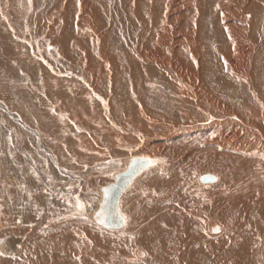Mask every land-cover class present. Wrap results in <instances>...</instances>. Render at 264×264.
I'll return each instance as SVG.
<instances>
[{
    "label": "bare ground",
    "instance_id": "6f19581e",
    "mask_svg": "<svg viewBox=\"0 0 264 264\" xmlns=\"http://www.w3.org/2000/svg\"><path fill=\"white\" fill-rule=\"evenodd\" d=\"M133 1L135 0H128L129 3ZM242 2H244V5L245 3L247 4V10L252 11L253 14H251L249 20L245 18L240 20V24H238L239 26L226 23L228 22L227 20L231 19V16L234 15L233 17L236 18L235 13L237 11H234L236 9H231L232 6L227 9H216V13H214V15L216 14V24H212L211 22L210 28L214 31L217 28L216 31L218 33L214 35L215 40L224 41L222 42L223 45L220 46L221 49L215 50L214 53L216 54L213 56L210 54L211 58H218L217 62L213 63L212 60L210 62L211 65L213 63V66H215L214 71L209 67L210 57H204L199 50V48L203 50L201 43L203 42L205 27L206 25L209 27V24L203 25L205 21L203 19L205 13L201 9L202 5L200 3H197V5L195 4L196 6L193 5L194 7L189 5L187 8L189 10L186 13H183V11L177 8V17L173 18V15H171L169 11L171 9L166 10L165 7H163V3L159 0L158 3L151 6V11L158 16L159 13L157 12L158 10H156L157 7L164 12L162 14L163 16H159L161 17L159 21L156 20L157 17L148 18V14L143 13L142 15H137L133 8L128 7L127 15H131L133 18L144 21V23L142 22L144 24V26L142 25L143 28L141 26V31L139 30L142 33V40L140 41L141 45H139L137 55H132L133 52H130V49L128 48L125 59L120 58V60H117L115 57H113V59H108L111 55L105 52L108 49V46L106 49L104 45L105 39L102 40L103 43L97 45V47L101 49L100 53L95 50L93 43L96 31L93 33V36L91 33L81 30V24L77 23V12L73 9L74 13L71 14L72 16L70 15V17H67L65 14H68L69 8L67 9L62 6L61 11L64 13V16L59 15L55 19L56 26L60 23L63 17L75 21L73 25H77V31L75 33L77 42L72 41L70 50H68L69 48L64 50L63 46L60 47L53 42L55 46H57L56 48L60 49L56 54L57 56L58 54L60 56L56 57L55 55L50 60L57 65H61V61H67L66 64L68 65H72L71 62H74L76 66L75 68L77 70L81 69V72L78 73L82 75V80L77 78L66 80L61 79L60 76H58L59 79L56 77L57 74H53L51 69H43L44 73H42V78L46 81L42 80V85L53 86V90L47 94L48 97H52V105H50L51 107L49 110L46 109V111L43 112L44 115L40 113L39 117V113L36 115V113H34L36 111H34L33 113H30V115H33L35 120H32V118H28L27 120L36 124L35 126L37 127V130L43 134L44 139L52 138L53 141L50 142L52 149L44 145V143H39L43 150L35 153V159L37 163H39L41 157H43L46 158V161L49 163L52 161L53 157L55 159L56 156L64 153L57 152L55 148L66 149L65 154L70 151L72 155H77L74 150H70L69 146L66 147V145L63 144L64 142H60L59 140H62L63 137L66 139L67 136L68 138L72 137L76 139L78 135L76 130L81 133L79 138H85V135H88L86 130L88 121L84 120V116L89 110H81L79 107H84L85 103H88L89 97H94L92 95L93 89L104 91L106 94L105 101L108 100L110 102L111 108L107 113L108 109H106L104 104L101 105L100 102L97 115H99L98 118H101L100 120L105 123L108 130L111 128L113 129V131L111 130L109 138L115 139L116 143L119 141V149L123 151L127 149L128 145L129 147L131 146L129 142L142 146L143 148L136 153L131 154L130 152L123 155L119 151H114L120 160L117 164L113 163V167L117 168L113 173V180L107 184H101L99 186V202L96 204V209L90 211L89 215L94 218V221L96 220L95 222L98 226L99 223L97 222L96 216L104 204L106 193L104 186L115 182L116 174L125 171L127 172L137 160H141V157L148 159L150 161L149 166L131 178L128 186L124 189L118 200L119 211L116 218L122 220L121 225L110 227L99 224V226L102 225L103 228L117 230V234L114 235V238L117 240L118 244L125 245L126 247L130 245L137 246L135 247L136 251L133 253H136L141 258V264H143V261H146L145 264H227L226 260L228 259L232 260L234 264H264V250H262L264 248V75L261 69L259 70L257 67V63L259 62L258 55H260L261 47L259 46L260 49L258 51L255 48L258 40L260 42L261 37H263V34H261L263 31V21H261L262 18L257 12V1L242 0L240 1V4ZM169 6L170 4L166 5V7ZM178 20L182 21V25H176L178 24ZM169 25L171 26L170 28L168 27ZM59 26L60 25L57 27ZM176 27L179 32H181H178V37L183 38L182 41L179 38L181 42H179L176 32H173V30H176ZM213 27L215 28L213 29ZM46 28L47 26L43 27L44 31ZM60 28L56 29V27H51L49 32L57 33V36L55 37L60 39L61 36H58L60 34L58 33ZM182 29L183 33L181 31ZM236 30H239V33ZM161 31H163V34ZM180 34H182V36H180ZM227 38L229 40L228 43V40L225 41ZM247 41H249V45L246 44ZM87 42L89 43L87 44ZM187 42L190 47L187 46ZM46 45L50 44H44L42 46L45 47ZM82 45H87L85 48H90L89 45L92 47L88 50L89 54L86 53V50ZM82 48L84 51H82ZM148 48L153 49L154 51H149ZM236 48H238L239 51ZM15 52L16 51H14V53ZM245 52L253 57V63L251 67H249L250 71L234 73L232 71L234 66L232 67L230 65L231 61L229 58H243L242 56ZM47 53L50 52L47 51ZM27 56H29V54ZM31 59H33V56ZM23 62H25V60H23ZM38 62V65L40 64V66H42L43 62L41 60H38ZM128 64H130L131 67ZM172 64L194 68L196 71L195 75L191 74L190 79L183 78L184 83L178 81V83H181L180 87L189 90L194 87V95L203 90L202 87L205 86L204 81L206 77H208V74L215 72L217 73L215 74V77L218 76V78H221L222 82L230 85L234 83L239 87L242 86V92L246 98L245 103H242L240 106H230L225 112L218 111V109L214 107V109H211L210 111L203 108L201 103L197 102L198 97L196 95L194 97L197 98H194V100H191L190 98L186 101L188 106H194L195 112L192 113V115L189 114L190 117L183 111H179L178 113L158 112L157 109L149 108L145 102L129 100V98L126 99V106L119 107L120 105H117L119 103L117 102V99H119L117 92L121 88V82H119L121 79L126 83L127 91H132L130 93L132 95H137L138 92H142L143 96H146L152 86L147 85V81L152 80V78H150V72L159 73L160 81H167L168 84L174 86L175 84L172 80H176V78H174L175 74L164 70L165 67L168 68ZM29 68V71L34 69L33 64H30ZM175 69L177 68L175 67ZM180 72L182 73V71ZM62 83H65L66 86H63ZM64 87H66V89H64ZM145 88L148 90L146 91ZM64 92L73 97L72 100L69 99L72 102L71 106L73 105L70 109L67 104H64V101L61 102L59 100ZM41 93L42 92L38 94L41 95ZM3 96L4 92L0 88V98H3ZM47 96L46 99L47 102H49ZM178 96L180 97V95ZM43 101L44 99L41 102ZM76 103L77 106L75 105ZM79 103H81L82 106ZM40 106L41 105H39V107ZM174 106L176 107V105ZM37 112L39 111L37 110ZM71 113L72 116H70ZM103 113L105 115L104 117H101ZM223 114H227L228 116L226 121L219 118L223 116ZM213 116H218L219 119L207 123V121ZM173 118L179 119V122H182L184 126H182L181 123L179 124L178 120L177 122H172ZM122 121H130V127L126 131L127 135L132 134V136H134V139H131V141L126 140L127 137L125 138V136L120 135L119 133L122 131L121 124H125ZM135 124L141 127L140 131L142 132L138 131L132 133L135 131H133L131 127ZM88 125L89 128H95V126H91L90 123ZM24 126L28 129L30 128L28 124H25ZM103 128H105L104 125ZM30 129H32V127ZM171 129H175V131H170ZM103 132H105V130ZM161 132L167 133L166 135H160L159 133ZM180 136L182 139L180 138L181 140H178V137ZM183 140L186 142L188 141L189 144L187 145L189 146H195L196 143L202 141L203 143L200 145L202 149L198 148L195 152V157H191V159L187 160L188 156L185 157L179 153L187 154L189 151L183 153V150H185V148L181 146ZM16 142H18V140H16ZM34 142L37 144V141H32V143ZM164 142H169V144H164ZM82 144L84 143H81L80 145L78 144L79 148ZM123 144L125 150L122 148ZM24 145H22V147ZM29 146L32 148L33 145L29 144ZM180 146L182 148H180ZM196 146H199V143L196 144ZM168 147L171 149H166ZM10 149L13 151L12 146ZM169 152H171V160L169 164H158V161L164 158V155ZM192 154H194V152ZM16 156L14 155L12 159ZM56 161H58V159ZM15 163H17V161L14 162V164ZM70 163H72V160H70ZM18 164L20 165V162H18ZM49 164L51 165L50 168H46L47 165L45 167V169H47L45 171L47 178L49 175L51 179L52 175L55 179L63 177L57 171L53 170L54 167L52 168V166L54 165V162H50ZM39 166L41 168V165ZM58 167L62 169L61 172H65L61 164H58ZM78 172L81 173L84 172V170H81L80 168ZM142 174L143 176L139 178L140 180L143 179L142 182L144 181V178L158 174V178H161L165 183H168L172 189L164 188L159 180H152L153 182L151 183L140 184L139 182L137 183L138 179L135 183V180ZM47 178L45 180H47ZM152 178L154 179L155 177ZM52 183L53 182L50 181L47 185L53 187ZM29 184V182L27 185L24 184V188L28 189L27 187H30ZM141 185H145L144 188H146L148 194L152 197L151 200L156 202V207L160 210V219L150 216L149 210L145 211L142 205H134L139 207L140 210L138 211L133 210V208H130L128 211V204L131 202L129 200L135 198L136 194L141 189ZM253 190L258 192L256 194L257 200L255 195H252ZM200 193L205 195L204 197L206 200L208 199V201L198 200L197 196ZM2 197L8 199V211L6 213L10 216L6 217L2 213L0 216L3 215L6 220L10 219L9 221L12 222H16L20 218L23 219L21 216L22 210L20 208H18L16 212L14 211V213L10 209V191L8 190L7 195L4 194ZM66 200H71V198L69 199V197H66L65 201ZM64 203V201L59 200L58 204L63 205ZM27 211H29V208ZM32 218L36 219V216L30 218L29 216H26V218H24V224ZM3 219L1 220L0 218V227L2 229L0 235L7 226V223L4 222ZM59 227L58 234L56 233L58 225H54L51 227V232L49 234L42 236L48 243H46L45 240H42V237L40 239V235V240L36 242L35 240H32L33 242L27 246H24V244L21 243L22 238H19L18 236L11 237L10 239H6L5 237L2 238L0 264H6L10 260L1 257L3 256L2 251L17 254L19 259H16V261L18 260L21 264H37V262L45 259L47 255L49 259H52L51 261H54L55 258H60L61 260L66 254V244H69L68 246H70L72 241L70 239L64 240L62 228L60 225ZM12 228L16 229L15 223L12 225ZM69 228L70 226L63 227V232L68 231ZM89 230L95 234L101 231L99 229L91 228ZM99 235L106 236L104 232H99ZM235 244L238 245L237 248H240L239 253H241L238 254L237 257L233 256L235 254V249H233ZM243 245H245L247 249L246 247H240ZM217 246L223 248L224 251H216L215 248H217ZM248 249L251 253H247ZM47 250L48 252L46 254L40 255ZM229 250L231 251L228 252ZM243 252H245L248 257L258 255L257 260L254 258L244 260L245 257H243ZM92 253V251H88L84 252L83 255H79L78 250L74 249L71 261H76L79 264L80 262L90 260L89 256H91ZM103 253L104 252L94 253V255L101 260V264H104V259L99 256ZM251 259H253V261H250Z\"/></svg>",
    "mask_w": 264,
    "mask_h": 264
},
{
    "label": "rangeland",
    "instance_id": "374dc122",
    "mask_svg": "<svg viewBox=\"0 0 264 264\" xmlns=\"http://www.w3.org/2000/svg\"><path fill=\"white\" fill-rule=\"evenodd\" d=\"M240 1L242 0H192V1L191 0H184V1L160 0V2L163 3V7H165L166 10L171 9L169 11L170 14L173 15V18L177 17L176 16L177 8L183 11V13H186L189 10L187 9L189 5L191 7L196 6L197 3H200L202 5L201 9L205 13L203 18L205 21L203 25L209 24V27H207V25L205 27L207 33L204 30L203 42L201 43L200 41V43L203 46V50L201 48H199V50L204 57L205 56L210 57L209 67L210 69H212V71L215 70L214 68L215 66H213V63L217 62L218 58L216 57L217 59H214L211 58V56L216 54L214 53L216 49L219 50L221 49L220 46H222L223 45L222 42H224L221 40H215L214 35L218 33L216 31L217 28L215 31L211 30L212 28H210L211 22L212 24L213 23L216 24L215 23L216 14L214 15V13H216V9H220V8L227 9L230 6H232L231 9H236L234 11H237L235 13V16L238 21L236 20L235 17H233L234 15L233 16L230 15L231 19L227 20L229 23L228 22L226 23L235 24L236 26H239L238 24H240L239 22L240 20H243L244 18L249 20L251 18V14H253L252 11L247 10V4L245 3L244 5V2L240 4ZM254 1L255 2L257 1L256 2L258 5L257 12L262 18L261 21H263V31L261 33L263 34V37H261L260 42L258 40L256 45L255 44L254 45L256 46L255 48L257 51L261 47L259 53L260 55H258L259 57L258 63L260 64L257 63L258 65L257 67L259 70L261 69L264 75V67H263L264 66V60H263L264 59V50H263L264 49V0H254ZM158 2L159 0H147V1L135 0L131 3H129L128 0H0V88L4 92L3 98H0V214L2 213L6 217L10 216L6 213L8 211L7 210L8 199L2 197V195L4 194L7 195V192L9 190L11 196L10 199L11 201L9 204L10 209L14 213V211L16 212L17 209L20 208L22 210L21 216L23 217V219L20 218L18 221L12 222L9 221L10 219L6 220L3 215L0 216L1 220L4 218L3 221L7 223V226L4 228V231L0 235V249L2 248L1 239L4 237L6 239L8 238L10 239L11 237L18 236L19 238H22L21 243H23L24 246H27L33 242L32 240H35L36 242L40 240L42 236L49 234L51 232V227H53L54 225H58V228L56 230V233L58 234L60 228L59 225H60L62 228V234L64 240L70 239L72 241L70 246H68L69 244H66L65 256L61 260L60 258H55L54 261H51L52 259H49L47 255L45 259H42L41 261L37 262V264H78V262L76 261L75 262L71 261V258L73 257L74 249L78 250L79 255H83L84 252H88V251L93 252L92 255L89 256L90 260L80 262L79 264H101V260L94 255V253L96 252H104L103 254H101V256H99L104 259V264H141L142 263L141 258L136 253H133L134 251H136L135 247L137 246L130 245L126 247L125 245L118 244L117 240L114 238V235L117 234V230L103 228L104 224H102L103 226L100 225L102 226L100 227L99 224H101V220L99 218H97V222L99 223V224L97 223L98 224L97 226L95 222L96 220L94 221V218H92V216L89 215L90 211L92 210L94 211L96 209V204H98L99 202V188H100L99 186L101 184L102 185L107 184L113 180L114 177L113 173L115 169H117L113 167V165L117 164V162L120 160V158L117 157L114 151H119L123 155L125 153H130V152L131 154L136 153L137 151L142 150L143 148L142 146H138L134 143L129 142L131 141V139H134V136H132V134L127 135V131H126L130 127V121H122L125 124H121L122 131L119 130L120 135L125 136V138L127 137L126 140H129L127 142H129V144L131 145L130 147L129 145L128 147L126 146L127 149L125 150L123 144L122 148H124L125 150L123 151L119 149L120 144L118 140H117L118 143H116L115 139L109 138V136L111 135V130L113 131V129L111 128L110 130H108V128H106L105 126V123L102 122V120H100L101 118H98L99 115H97L98 112L97 110L100 102L101 105L104 104L106 109H108L107 113L111 108V104L108 100L105 101L106 94L104 91H100V90L98 91L96 89H93L92 95L94 97L91 98L89 97L88 103L87 104L85 103L84 107H79V108L81 110L82 109L89 110L87 111V113H85L84 120L88 121V124L90 123L91 126H95V128L93 129L89 128L88 127L89 125L87 124L86 130L88 135H85V138L83 137L79 138V135H81V133L76 130L78 134L76 139L72 137L68 138L67 136L66 139H64L63 137L62 140H59L60 142H64L63 144L66 145V147L69 146L70 150H74L77 153V155H72L70 151L65 154L66 149L55 148L57 152L60 153L64 152V153L59 154V156H56L55 159L56 160L58 159V161H56L53 157L52 161L50 162H54V165L52 166V168L54 167L53 170L57 171L63 177H59L55 179L52 175V179H51L50 175L47 178L45 173V171L47 170L45 169L46 165H47L46 168H50L51 166L49 164L50 162L48 163V161H46V158L41 157V161L37 163L35 159V153H38V151L40 152V150H43V148L39 143H44V145L52 149V145L50 142H52L53 139L52 138L44 139L43 134L37 130V127L35 126L36 124L27 119L32 118V120H35V117L33 115H30V113H33L34 111H36L34 112L36 113V115L39 113L38 114L39 117H40V113L44 115L43 112H45L46 109L49 110V108L51 107L50 105H52L51 104L52 97L51 96L48 97L47 94L50 93L51 90H53V86L51 85L46 86L45 84L42 85V82L46 81L42 78L43 75L42 73H44L43 71L46 70V68H48V70L51 69L53 71V74L56 73L57 78H59L58 76H60L61 79H66V80L67 79L72 80L73 78L82 80L81 79L82 75L78 73L81 72V69L77 70L75 68L76 66L74 62L70 61L73 66L66 64L67 61L64 62L61 61L62 62L60 63L61 65H57L56 63H53V61L50 60L53 56L57 54V51H60L59 48H56L57 46H55L54 43H56V45L60 47L63 46L64 50L68 48H69L68 50H70L72 46L71 45L72 41L77 42V39L75 38L77 25H73V23L75 22L74 20L72 21V19L70 18L63 17L60 23L58 24L60 26L59 27H57L58 25L56 26L55 19L57 18V16L59 15L64 16V13L61 11L62 6L67 9L69 8L68 14L67 15L65 14V16L67 17H70V15L74 13V11L77 12L76 14L78 16L77 23L81 24L80 25L81 30L87 33H91L92 35L96 31V35L95 36L93 35L94 43H95V44L93 43V45L95 47V50H97V52L100 53L101 51V49L97 47V45L103 43L102 40L105 39L104 40L105 48L108 46L107 47L108 49L106 48L107 50L105 52L111 55L110 58L108 57V59H113V57H115L117 60H120V58L125 59L126 51L128 48L130 49V52H133L132 55L134 54L137 55V50L139 48V45H141L140 41L142 40L141 39L142 33L140 32L141 31L140 28L142 25L144 26L143 24L144 21L133 18V16L131 15H127L128 7L133 8L134 12L137 15H142L143 13L148 14L149 15L148 18L157 17L156 20L159 21L161 19V17L159 16H163L162 14L164 12H162L159 9V7L156 8V10H158L157 12L159 13V16L155 14L153 11H151V6ZM168 4H170V6L166 7V5ZM177 23H178L176 24L177 26L182 25L181 20H178ZM44 26H47L45 31L43 29ZM51 27H56V29L61 27L59 29V32L57 31L58 33H60L58 35L61 36L60 39L59 38L57 39V37H55L57 36V33L49 32ZM168 27L170 28L171 26L169 25ZM214 28L215 27H213V29ZM163 31H161L162 34ZM181 31L183 33V29ZM236 31H238L239 33V30ZM173 32H176V36L179 42H181L183 38L178 37L179 33L181 32H179L177 27L176 30H173ZM180 36H182V34H180ZM179 38L181 39V41ZM45 39L47 42L45 41ZM227 40L228 38L225 41ZM228 42L229 40L227 41V43ZM88 43L89 42H87V44ZM44 44H50V45H46L45 47H43L42 45ZM186 44L188 47H190L188 45L189 44L188 42ZM246 44L249 45V41H247ZM82 46L83 48H85L87 45L85 46L82 45ZM89 47L90 48H85L87 54H89L88 50L92 48L90 45ZM83 48L82 51H84ZM236 49L239 51L238 48ZM46 50L49 51L51 55L50 53H47ZM148 50L154 51L153 49H149V48ZM14 51L16 52L14 53ZM28 54L29 56H27ZM32 56L33 59H31ZM58 56L60 55L58 54ZM58 56L56 55V57ZM242 57L243 58H239V59L233 57L229 58L231 61L230 65L232 67L234 66L232 68V71L234 73H239L242 71H250L249 67H251L253 63L252 62L253 57L249 56L247 52H245ZM37 59L43 62L42 66H40V64L38 65L39 62ZM65 59H69V58H65ZM23 60H25V62H23ZM31 60L33 63L31 62ZM211 60L213 62L212 65L210 63ZM30 64H33V68H34L30 70L31 72L29 71ZM128 65L131 67L130 64ZM172 65L168 68L165 67L166 69L164 68V70L169 71L172 74H175L174 78H176V80H172L170 78L175 85L171 86V84H168L167 81L165 82L163 80L160 81L159 73L150 72V76H151L150 78H152V80L147 81V85L149 86L152 85V86L147 93L148 95L146 94V96H143L142 92H138L137 95L130 94L132 91H127L128 89L126 83H124L123 79H121L119 81L121 82V88L117 92V94L119 95L118 96L119 99H117V102L119 103L117 105H120L119 107L126 106L125 104L126 99L129 98V100H137V101L145 102L147 103L149 108L157 109L158 112L178 113L179 111H183L186 113V115L190 117V115H192V113L195 112L194 106H188L186 102L190 98L191 100L192 99L194 100V98L198 97L197 102L201 103L203 108L210 111L211 109L216 108L218 109V111L225 112V110L229 109L230 106L231 107L235 105L240 106L242 105V103H245L246 98L242 92L243 90L242 86L239 87L237 84L234 83L231 84L232 85L231 86L230 84L222 82L221 78H218V76L215 77V74H217L215 72L208 74V77H206L204 81L205 86L202 87L203 90H201V92L194 95V91H193L194 87L191 88L192 90L191 89L189 90L187 88L180 87L181 83H178V81L183 82L184 80L183 78L190 79L191 74L195 75L196 71L194 70V68L191 67L188 68L182 65L180 66L175 64L173 66ZM175 67L177 69H175ZM180 71H182L183 74ZM259 83L261 84L260 81ZM62 84L63 86H66L65 83ZM64 89H66V87H64ZM145 90L147 91L148 89L145 88ZM40 92H42L41 95L38 94ZM178 95H180V97ZM196 95L197 97H194ZM46 96L48 97L49 102H47ZM128 96H131L132 98ZM72 98L73 97L67 95V93L64 92L59 98V100L61 102L64 101L65 102L64 104H67L69 106L67 107L70 109L71 107H73V105L71 106L72 102L70 101L72 100ZM43 99L44 101L41 102ZM178 99L180 102L178 101ZM81 102L84 103L83 101ZM79 104L81 105V103ZM39 105H41L42 107L40 106L41 107L40 108ZM75 105L77 106V103ZM174 105H176V107ZM25 108L28 109L29 111L26 110ZM37 110L39 112H37ZM104 115L105 114L103 113L101 117H104ZM70 116H72V113ZM219 118L221 120L226 121L228 116L227 114H223V116ZM219 118L218 116H213L207 121V123L218 120ZM177 120L179 124L181 123V125L184 126L183 123L179 122V119L177 118H173L172 122H177ZM24 123L26 125L28 124L30 128L32 127V129L30 128L28 129L27 127H25ZM103 125L105 128H103ZM140 128L141 127L135 124L134 126L131 127V129L135 131L132 133H136L140 131ZM104 130L105 132H103ZM170 131H175V129L173 130L171 129ZM166 133L161 132L159 134L166 135ZM178 138H179L178 140L182 139L181 136ZM16 140H18V142H16ZM32 141H37V144L35 142H34L35 144L32 143ZM185 142H186L185 140L181 142L182 143L181 146L185 148V150H183V153L187 152L188 150L189 151L187 152V154L186 153L182 154L181 152L179 153L185 157L188 156L187 160H189L191 159V157H195V152L198 150V148L202 149L200 145H202L203 142L197 141L199 143V146H196V144H198L196 143L195 144L196 147L191 145L190 147L189 145H187L189 144V142L188 141L186 143ZM81 143L84 144H82L81 147L79 148V145ZM165 143L169 144V142L168 143L164 142V144ZM29 144L33 145L32 148L29 146ZM22 145L24 146L22 147ZM11 146L13 148V151L10 149ZM181 146L180 148H182ZM166 149L170 150L171 148L168 147ZM193 152L194 154H192ZM170 153L171 152L165 154L164 158L158 161V164L160 163L165 165L169 164L171 160ZM14 155L16 157L12 159ZM73 159H74V163H73ZM70 160H72V163H70ZM16 161L17 163L14 164V162ZM18 162H20V165L18 164ZM58 164L62 165L65 172L64 171L61 172L62 169L58 167ZM39 165H41V168ZM80 168L81 170H84V172L81 173L78 172ZM142 176L143 174L135 180V183ZM152 177L155 178L153 179ZM158 177H159L158 174L157 175L154 174L151 175L150 177L148 176L144 178L143 182H142L143 179L141 180L139 179L137 183L138 182L140 184L151 183L153 182L152 180L154 181L159 180V182L163 184L164 188L172 189V187L168 183H165L164 180ZM46 178L47 180H45ZM50 181L53 182L52 183L53 187L47 185L48 183H50ZM26 182L30 183L29 186L31 188L30 187H27L28 189L24 188V184L27 185ZM144 187L145 185L144 186L141 185V189L136 194L135 198L133 200H129L131 202L128 204V211L130 208L131 209L133 208V210L138 211L140 210L138 206L142 205L145 211L149 210L150 216H154L160 219L161 218L160 217L161 215L159 214L160 210L158 207H156V202H153L151 200L152 197L148 194V191ZM257 193L258 192H255L253 190L252 195H255L256 200H257V195H256ZM204 196L205 195L200 193L197 196L198 200H206ZM66 197L67 198L69 197V199L71 198L72 201L71 200L65 201ZM59 200L64 201L65 203L63 205H60L58 204ZM206 201H208V199ZM134 205H138V206H134ZM27 207L29 208V211H27L28 209ZM26 216H29V218L36 216V219L35 218L29 219L26 225L24 224L25 223L24 218H26ZM14 223L16 224V229L12 228V225ZM65 226H70V228L68 231L63 232V227ZM90 228L99 229L101 230L99 232H104L106 236L99 235V232L95 234L91 230H89ZM0 231H2L1 227H0ZM39 235H40V239H39ZM42 238H43L42 240H45L44 237ZM46 243L48 242L46 241ZM237 247H238L237 244L233 246V249H235L234 251L235 254L233 255L234 257H237L238 254H241L239 253L240 248ZM240 247H246V246L243 245ZM215 250L222 252L224 251L223 248H220L218 246L217 248H215ZM262 250H264V248ZM230 251L231 250H229L228 252ZM47 252L48 250L40 255L46 254ZM2 253L3 256L1 257L3 259L6 258L10 259L9 262L6 264H21L20 262H18V260L16 261V259H19V256H17V254L7 253V251H2ZM247 253H251V251L248 249ZM243 254H244L243 257H245L244 260L248 258H254L257 260L258 257V255L248 257L245 252H243ZM250 261H253V259H251ZM145 263L146 261H143V264ZM226 263L234 264V262L229 259L226 260Z\"/></svg>",
    "mask_w": 264,
    "mask_h": 264
},
{
    "label": "water",
    "instance_id": "95a60500",
    "mask_svg": "<svg viewBox=\"0 0 264 264\" xmlns=\"http://www.w3.org/2000/svg\"><path fill=\"white\" fill-rule=\"evenodd\" d=\"M150 161L146 158H142L141 160H137L135 164L126 172H121L116 174V181L110 183L109 185L104 186L105 190V200L104 204L99 211L96 219L99 218L101 220V224L110 227H117L121 225L122 220L120 219L117 222L118 215V200L122 195L124 189L128 186L131 178L149 166ZM116 218V219H115Z\"/></svg>",
    "mask_w": 264,
    "mask_h": 264
},
{
    "label": "snow or ice",
    "instance_id": "6c2138e0",
    "mask_svg": "<svg viewBox=\"0 0 264 264\" xmlns=\"http://www.w3.org/2000/svg\"><path fill=\"white\" fill-rule=\"evenodd\" d=\"M117 222H119L118 218H117Z\"/></svg>",
    "mask_w": 264,
    "mask_h": 264
}]
</instances>
